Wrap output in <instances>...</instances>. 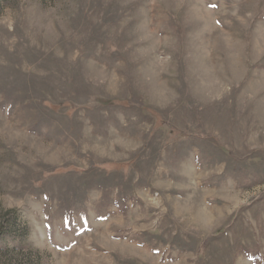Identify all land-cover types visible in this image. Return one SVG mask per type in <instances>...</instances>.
Returning a JSON list of instances; mask_svg holds the SVG:
<instances>
[{"label":"rangeland","instance_id":"1","mask_svg":"<svg viewBox=\"0 0 264 264\" xmlns=\"http://www.w3.org/2000/svg\"><path fill=\"white\" fill-rule=\"evenodd\" d=\"M0 264H264V0H0Z\"/></svg>","mask_w":264,"mask_h":264}]
</instances>
